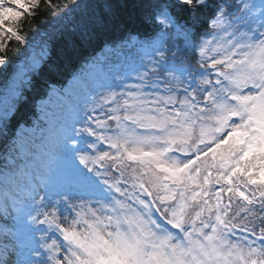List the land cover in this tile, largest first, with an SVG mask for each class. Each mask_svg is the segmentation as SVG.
<instances>
[{"label":"snow or ice","instance_id":"6c2138e0","mask_svg":"<svg viewBox=\"0 0 264 264\" xmlns=\"http://www.w3.org/2000/svg\"><path fill=\"white\" fill-rule=\"evenodd\" d=\"M61 7L85 32L107 19L82 0H0V65L27 18ZM147 21L151 37L128 38L144 56L63 128L66 173L11 205L0 264H264V0H153Z\"/></svg>","mask_w":264,"mask_h":264},{"label":"trees","instance_id":"16d2710c","mask_svg":"<svg viewBox=\"0 0 264 264\" xmlns=\"http://www.w3.org/2000/svg\"><path fill=\"white\" fill-rule=\"evenodd\" d=\"M82 2L91 5L89 12L95 16L101 15L102 7L107 13L106 21L96 26L89 25L85 32L84 16L80 10L64 15L63 7L59 11L42 9L34 18H27L23 31L27 42L10 43L7 66L0 65V103L5 102V108L11 109L0 126V149L4 146L22 153L18 145L10 143L12 134L22 128L38 133L46 125H55L53 118L42 109V106H50L49 103L55 101L50 95L53 86L69 93L72 98L74 91L70 92V82L86 67L94 65L107 47L113 48L114 55L126 52L124 47L129 35L144 40L155 31L147 21L153 0ZM54 3L63 5L71 3V0H54ZM32 52L40 59L38 67L27 62ZM24 71L27 72L22 76ZM2 167L9 168V165L0 164V181L3 182L7 169L2 170Z\"/></svg>","mask_w":264,"mask_h":264},{"label":"rangeland","instance_id":"374dc122","mask_svg":"<svg viewBox=\"0 0 264 264\" xmlns=\"http://www.w3.org/2000/svg\"><path fill=\"white\" fill-rule=\"evenodd\" d=\"M258 2V0H257ZM181 40H175V41H170V42H174L176 43L177 45H180V46H183L184 44V41L182 38H180ZM135 40L132 42V43H128L127 45H130V47H133L132 50L134 52H136L137 54L140 53L141 54V50L139 48L138 45H136L135 47L133 46L135 44ZM143 51V50H142ZM106 57H108V55H105ZM103 56L105 58V60L102 61V63H104L106 61V57ZM141 57H143L144 55H140ZM126 57V55H125ZM141 57H138V56H134L132 58H128V63L125 65V59L119 61L120 63H118V65L116 66V68L118 66H121V65H125L123 68L124 69H117V72H125V71H128L132 66L136 65L139 60L141 59ZM127 60V59H126ZM30 61L32 64H38L39 61H36L35 58L31 57L30 58ZM95 69H99L100 71V67L99 66H95L94 67ZM91 72V71H90ZM91 74V73H90ZM112 75H108V74H101L99 73L98 75L96 76H91V78L86 82V85H84V87L86 88V91H94V90H98L99 89V85L101 84H104V83H110L112 81ZM84 81V80H83ZM135 81H129V83H134ZM83 86V84H82ZM91 87V89H90ZM86 98V96L84 97V99ZM4 105H0V113L3 114V110H4ZM67 118V122L66 124H64L63 128L66 126V125H70L73 121H74V116L69 113V116L66 117ZM58 140H59V143L57 144L58 146L60 145V140H61V137H57ZM49 142V141H48ZM63 152V151H62ZM65 161H66V157H64ZM69 160L68 162L65 164L67 167H69ZM64 164L58 162L56 163V165L49 169L51 170L53 173L57 174V175H60L62 176V174L59 173L58 169L62 168ZM38 167V169L36 168ZM34 167L33 169H31V172H32V175L33 176H37L41 173H45V172H48L49 170H43L39 164H37V166ZM24 173L25 171H21L17 174H14L12 176V178L10 179L8 185L6 186V190H2L0 191V206H3L5 203H7V205L9 206L8 208V213H2L0 212V246L3 245L7 239V242L9 243V247H11L12 243L14 242V237L12 235V230L17 226L16 224V220L14 218V214L11 212V204L12 202L15 203V199H10L9 198V194L6 193L5 191H12L15 196H16V201H17V197L18 196H21L23 194V190L25 189V187L27 186V184H25V181H27V177L24 176ZM4 195H7L8 199L4 201V198L3 196ZM96 198L95 197H91V200H95ZM75 203H79V201H74ZM2 208V207H0ZM8 231V235L6 236L5 235V231ZM2 249V248H1ZM4 249H2L3 251ZM9 256H13V255H10L8 254ZM15 257V256H14ZM9 264V263H8Z\"/></svg>","mask_w":264,"mask_h":264},{"label":"bare ground","instance_id":"6f19581e","mask_svg":"<svg viewBox=\"0 0 264 264\" xmlns=\"http://www.w3.org/2000/svg\"><path fill=\"white\" fill-rule=\"evenodd\" d=\"M5 245L9 246V243L7 242V239H6L5 243L3 244V246H5ZM2 249H4V247ZM9 249H11V247H9ZM0 253H2V251H0Z\"/></svg>","mask_w":264,"mask_h":264}]
</instances>
